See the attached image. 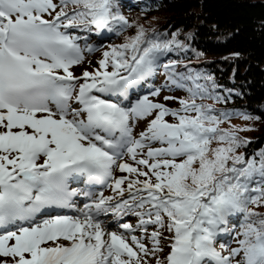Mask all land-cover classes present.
<instances>
[{"label":"snow or ice","instance_id":"1","mask_svg":"<svg viewBox=\"0 0 264 264\" xmlns=\"http://www.w3.org/2000/svg\"><path fill=\"white\" fill-rule=\"evenodd\" d=\"M117 26L115 0H0V264H264V149L220 127L258 117L198 103L227 101L143 27L76 75V31ZM161 68L177 109L141 94Z\"/></svg>","mask_w":264,"mask_h":264},{"label":"trees","instance_id":"2","mask_svg":"<svg viewBox=\"0 0 264 264\" xmlns=\"http://www.w3.org/2000/svg\"><path fill=\"white\" fill-rule=\"evenodd\" d=\"M115 4L135 26L123 31L117 26L97 35L102 44L107 43L104 51L125 43L137 33L138 27L145 29L147 37L176 41L179 47L173 44L163 61H177L180 71L187 65L212 76L219 86L214 92L227 102L217 103L213 99L197 102L211 105L217 112L240 111L258 117L252 120L234 117L230 122L236 123L237 129H253L237 132L240 138L251 141L240 149L241 153L247 156L264 149V1L115 0ZM103 52L91 58V71L98 67ZM162 73L167 77L165 70ZM170 104L180 107L176 100ZM255 210L264 213V207Z\"/></svg>","mask_w":264,"mask_h":264},{"label":"rangeland","instance_id":"3","mask_svg":"<svg viewBox=\"0 0 264 264\" xmlns=\"http://www.w3.org/2000/svg\"><path fill=\"white\" fill-rule=\"evenodd\" d=\"M252 1L253 2H258V1H264V0H252ZM93 53L96 54L97 51H95ZM90 62H91V56L88 55V54H85V61H84V63L82 65L76 66L74 68L75 74L76 75H82V72L84 70L89 71ZM167 81L170 83V81H169L168 78H167ZM158 82L165 87L163 93L160 95L161 100L162 101H165L164 100V97L165 96H170V95L173 94L172 90H169V89H172V88H170V87L167 86V82H166L165 78L162 76V73H161V75H160V77L158 79ZM177 95H179V94H177ZM149 119H151V117H149ZM230 123H231V126H229V124H227V122H226V123L221 124L220 127L223 128V129H226V130H230L232 127L237 128L236 123H233V122H230ZM145 126H146V124L143 125L141 123H137L136 124V131H137V133L139 134L142 130H144ZM161 246L164 247V250H165L163 254L167 253L168 248L166 246H163V244H161ZM234 246H236V244Z\"/></svg>","mask_w":264,"mask_h":264},{"label":"bare ground","instance_id":"4","mask_svg":"<svg viewBox=\"0 0 264 264\" xmlns=\"http://www.w3.org/2000/svg\"><path fill=\"white\" fill-rule=\"evenodd\" d=\"M137 123H141V124L145 125L147 123V121H140V122H137Z\"/></svg>","mask_w":264,"mask_h":264}]
</instances>
